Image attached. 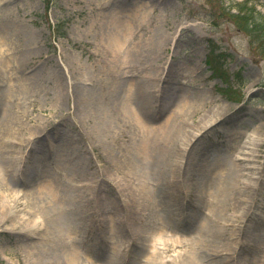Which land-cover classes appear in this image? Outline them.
Wrapping results in <instances>:
<instances>
[{"label": "rangeland", "instance_id": "1", "mask_svg": "<svg viewBox=\"0 0 264 264\" xmlns=\"http://www.w3.org/2000/svg\"><path fill=\"white\" fill-rule=\"evenodd\" d=\"M249 8L264 20V0H49L47 4L43 0H0V45L3 41L9 45V54L0 52V83L7 84L6 70L17 82L12 105L0 93V124L16 127V138L21 140L29 133L25 124L38 133L50 127L57 109L75 117L83 135L64 131L67 141L78 147L79 172L85 180L81 187L75 181H64L66 161L56 160L51 173L54 194L32 193L23 209V190L9 178L16 179L11 172L14 163L6 165L4 174L0 169V264H67L66 256L77 252L76 248L78 264H92L90 259L98 264H136L133 257L140 261L148 253L149 239L157 229L165 230L159 254L145 264H264V39L245 29L243 21L248 17L237 16L238 10L245 13ZM58 21L63 33L59 37L53 31ZM91 25L98 33L102 27L113 32L125 29L124 46L103 49ZM210 43L221 54L219 61L237 88L240 103L228 101L217 90L226 84L213 79L205 64ZM47 55L49 59H43ZM58 63L66 66L67 79L75 91L79 86L83 100L85 91L86 113L67 102V85ZM76 64L79 72L73 73ZM146 78L161 82L151 86ZM105 80L111 86V113L116 110L115 99L124 98L128 89L126 98L133 100L135 95V100L138 96L148 105L147 119L153 118L151 105L161 122L170 114L184 116L185 129L172 153L165 150L170 144L167 139L161 141L163 134L160 142L158 136L147 140L156 145L154 160L162 142L166 153L161 162L168 164L164 174L153 164H137L143 143L136 135L129 133L125 145L117 129L104 137L94 133L99 116L110 113L97 111L100 96L94 98V85L102 88ZM154 86L153 96L148 92ZM48 88L53 93L50 103L39 94ZM75 97L73 91L74 101ZM184 107H188L185 114L179 115ZM27 109H33V114L26 119ZM212 114L210 123L207 119ZM52 141L60 144L59 137ZM85 143L103 151L100 157H104L93 154L89 159ZM114 144L125 146L119 150L123 158H117ZM241 145L248 149L237 150ZM234 157L243 158L241 168L226 162ZM68 168L74 172L73 166ZM238 169L242 170L238 173ZM220 170L221 180L216 182ZM170 173L173 190L160 184ZM109 175L113 181H106ZM18 187L17 196L8 194ZM10 209L14 217L6 222ZM35 215L45 220L40 240ZM27 225H34L35 235L30 234L23 247V236L15 233ZM189 232L196 237L190 244L172 237ZM137 247H142L139 252ZM130 254L131 260L124 263Z\"/></svg>", "mask_w": 264, "mask_h": 264}, {"label": "bare ground", "instance_id": "2", "mask_svg": "<svg viewBox=\"0 0 264 264\" xmlns=\"http://www.w3.org/2000/svg\"><path fill=\"white\" fill-rule=\"evenodd\" d=\"M136 11H140V10H136ZM135 13V12H134ZM123 30V29H122ZM121 35H125V34H121ZM111 44H112V46H113V48L114 49H120L121 48V39L120 38H118V37H115V38H113L112 39V42H111ZM0 49L1 50H3V47L2 46H0ZM76 66V68L75 67H73L72 68V72L73 73H77V72H79V64H76L75 65ZM85 82V81H84ZM123 107H124V111H125V113H128V112H130V110H131V108L130 107H126L125 106V103H123ZM80 108H82V111L85 113V109H84V106H83V103H82V101H80ZM187 108L188 107H184V108H180V110L181 111H185L186 112V110H187ZM184 109H186V110H184ZM185 112H183L184 114H185ZM214 116V114H212L210 117H208V119L207 120H210L212 117ZM217 116H219V115H217ZM133 117H135L136 118V116H133ZM174 117V116H173ZM216 118V117H215ZM179 121H175L174 120V118L173 119H171V116L164 122V124L162 125V126H157L158 128H156L157 130H161V132L163 133V135H165L166 137H165V139H167V141L169 142V144H170V148H167L166 146V148H165V150L166 151H168L169 149H172V151H171V153L173 152V148H174V150H176V141H177V139L181 136V132L180 131H182L181 129H185V127H183L182 126V123L185 121L184 120V116H180L179 117ZM214 120V118L213 119H211V121H208V122H212ZM139 125H140V127H141V129L142 130H145V132L146 131H151V129L152 128H149V129H147V127H145L144 125H143V123L140 121L139 122ZM177 125V126H176ZM161 127H162V129H161ZM95 133H96V131H95ZM31 135H33V133L31 132L30 133V135L29 136H31ZM164 139V140H165ZM256 140V139H255ZM255 140H253V144H255L256 143V146H258V145H260V143H257V142H255ZM166 141V142H167ZM167 142V143H168ZM164 145H166V144H164ZM252 144H250V146H251ZM245 148H247L248 149V147H245ZM251 147H249V149H250ZM154 151V149H152V152ZM158 151V153H160V157H159V159L158 160H156V162H155V166H157V167H159L162 171H161V173L162 174H164L165 173V171L167 170V167H168V164L167 163H164V165L162 164V162H161V160H162V156L166 153V151H164V149L163 148H160L159 150H157ZM142 152H143V155H144V158L146 159L147 158V161H149V147H148V144L147 143H144V145H143V149H142ZM170 154H168V156H169ZM172 155V154H171ZM228 157L230 158L231 156L230 155H228ZM143 158V161L145 160ZM229 158H226L227 159V161L226 162H234L237 166H239L240 168H241V164L239 163V160H235V159H229ZM152 158H150V160H151ZM164 159H166V158H164ZM241 159H243V158H241ZM227 164V163H226ZM242 169H238V173L241 171ZM221 173H222V171L220 170V171H218L217 172V175H215V181L216 182H220V180H221ZM50 180H47L45 183H42L41 184V186H36L37 188H35V190L34 191H32V192H40V191H42V190H45V191H47V192H50L52 195L54 194V187H53V185H52V183L51 182H49ZM79 182H81V183H83L84 182V180L83 181H79ZM31 191H28V193H32ZM43 192V191H42ZM47 194H49V193H47ZM53 198L54 199H56V196L54 195L53 196ZM2 214H4L5 215V212L3 213V212H1V215ZM1 219V218H0ZM7 219H10V216L9 217H7ZM1 221V220H0ZM27 230H31V226H28L27 225ZM66 261H67V264H78V253L76 252V251H72V252H70L67 256H66Z\"/></svg>", "mask_w": 264, "mask_h": 264}, {"label": "trees", "instance_id": "3", "mask_svg": "<svg viewBox=\"0 0 264 264\" xmlns=\"http://www.w3.org/2000/svg\"><path fill=\"white\" fill-rule=\"evenodd\" d=\"M256 11L254 9H246L245 13L241 10L237 11V16L248 17V21H243L244 27L251 34L264 39V22L262 19L255 16Z\"/></svg>", "mask_w": 264, "mask_h": 264}]
</instances>
